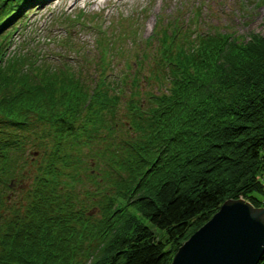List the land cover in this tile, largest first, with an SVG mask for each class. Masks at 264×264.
I'll list each match as a JSON object with an SVG mask.
<instances>
[{"label": "trees", "instance_id": "16d2710c", "mask_svg": "<svg viewBox=\"0 0 264 264\" xmlns=\"http://www.w3.org/2000/svg\"><path fill=\"white\" fill-rule=\"evenodd\" d=\"M36 1L0 2V264H169L226 198L264 205V34L170 37L165 91L90 90L8 53Z\"/></svg>", "mask_w": 264, "mask_h": 264}, {"label": "rangeland", "instance_id": "374dc122", "mask_svg": "<svg viewBox=\"0 0 264 264\" xmlns=\"http://www.w3.org/2000/svg\"><path fill=\"white\" fill-rule=\"evenodd\" d=\"M25 11L8 36V53L34 48L19 62L29 68L38 59L58 64L75 79L77 75L78 81L87 80L90 90L93 83L98 85L109 76L121 88L135 85L165 91L169 85L166 70L157 62L163 42L170 37L174 52L188 41L190 31L227 36L239 45L253 34H264V0H106L95 6L84 4V0H47L30 4ZM173 28L177 29L175 34ZM69 33L75 42L66 39ZM45 54L52 59L44 58ZM19 62L9 63V69ZM119 106L123 114V101ZM85 187L94 189L96 183L85 182ZM139 218L149 224L144 217Z\"/></svg>", "mask_w": 264, "mask_h": 264}, {"label": "water", "instance_id": "95a60500", "mask_svg": "<svg viewBox=\"0 0 264 264\" xmlns=\"http://www.w3.org/2000/svg\"><path fill=\"white\" fill-rule=\"evenodd\" d=\"M264 249V205L229 197L176 249L169 264H256Z\"/></svg>", "mask_w": 264, "mask_h": 264}, {"label": "bare ground", "instance_id": "6f19581e", "mask_svg": "<svg viewBox=\"0 0 264 264\" xmlns=\"http://www.w3.org/2000/svg\"><path fill=\"white\" fill-rule=\"evenodd\" d=\"M102 1H106V0H84V4H89L90 6H95L98 4H102ZM112 1H126V0H112ZM73 3H76L77 0H72Z\"/></svg>", "mask_w": 264, "mask_h": 264}]
</instances>
